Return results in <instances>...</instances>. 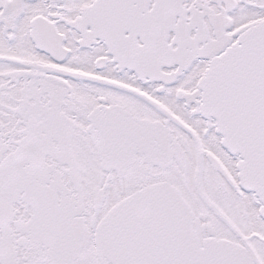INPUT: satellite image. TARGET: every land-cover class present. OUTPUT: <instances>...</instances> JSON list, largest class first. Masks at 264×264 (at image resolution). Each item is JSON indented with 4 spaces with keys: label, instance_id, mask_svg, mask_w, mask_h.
Listing matches in <instances>:
<instances>
[{
    "label": "snow or ice",
    "instance_id": "snow-or-ice-1",
    "mask_svg": "<svg viewBox=\"0 0 264 264\" xmlns=\"http://www.w3.org/2000/svg\"><path fill=\"white\" fill-rule=\"evenodd\" d=\"M0 264H264V0H0Z\"/></svg>",
    "mask_w": 264,
    "mask_h": 264
}]
</instances>
